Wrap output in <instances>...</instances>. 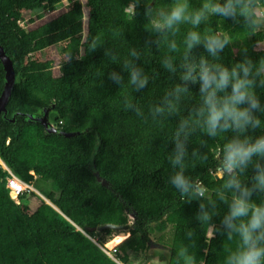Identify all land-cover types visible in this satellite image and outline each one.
Returning <instances> with one entry per match:
<instances>
[{
  "label": "trees",
  "instance_id": "16d2710c",
  "mask_svg": "<svg viewBox=\"0 0 264 264\" xmlns=\"http://www.w3.org/2000/svg\"><path fill=\"white\" fill-rule=\"evenodd\" d=\"M261 4L0 0V44L18 77L0 161L49 202L13 199L0 165V264H116L102 245L115 231L97 228L127 226L129 214L130 236L105 241H123L121 264L143 256L149 235L170 249L168 264H264ZM51 47L78 57L55 72L31 58ZM3 80L0 63V95ZM49 108L72 136L24 120Z\"/></svg>",
  "mask_w": 264,
  "mask_h": 264
},
{
  "label": "water",
  "instance_id": "95a60500",
  "mask_svg": "<svg viewBox=\"0 0 264 264\" xmlns=\"http://www.w3.org/2000/svg\"><path fill=\"white\" fill-rule=\"evenodd\" d=\"M0 63L2 64L3 71H4V87L3 91L0 95V115L4 120L7 121L6 116H7V109L6 106L10 100V97L13 93L14 86L18 82V77L16 73V68L15 64L12 62L11 58L7 54L6 50L3 48V46L0 44ZM24 120L32 123H39L43 126V128L48 132V133H53L56 135H60L62 137H70L73 134H69L66 132H63L61 130L56 129L55 125L50 121L48 118V115L40 116V115H26L24 117ZM96 181L98 184L101 186L111 190L110 184L106 182L104 179H101L98 174H95ZM38 193V192H37ZM39 194V193H38ZM39 196L43 198L40 194ZM47 201V200H46ZM46 203L49 204L47 201ZM129 219L131 220V224H133V221L135 220V214H129ZM129 224L127 226L123 227H117L114 225H104L101 227H98L97 230L101 231L104 229H110L115 231L116 233L118 232H126L128 231L129 227L132 225ZM130 234L128 235V237ZM127 237V238H128ZM126 238V239H127ZM160 255L165 257V263L168 264L169 262V257H170V249L165 247L164 245L158 243L155 239L154 235H149L147 242H146V249L143 253L142 259L140 260H132L130 264H146L147 260L152 259V258H158Z\"/></svg>",
  "mask_w": 264,
  "mask_h": 264
},
{
  "label": "rangeland",
  "instance_id": "374dc122",
  "mask_svg": "<svg viewBox=\"0 0 264 264\" xmlns=\"http://www.w3.org/2000/svg\"><path fill=\"white\" fill-rule=\"evenodd\" d=\"M82 1H84V0H82ZM61 13V11H59V10H57L56 12H53V13H50V14H46L45 15V19L44 20H50V19H53V18H56L59 14ZM24 17H28L29 15L27 14V13H23L22 14ZM84 15H85V19L84 20H86V18H87V10L86 9H84ZM158 17H159V14L157 13L156 14V16H155V18H154V20H156V19H158ZM36 23V22H35ZM255 25H256V27H257V29L258 30H264V21L262 20V19H260V18H257L256 17V19H255ZM237 47V45H234L233 46V48L235 49ZM260 48H263V44L262 45H260ZM78 57V54H73V55H67V56H64L63 58H61V56H59V53H58V47H51V48H48V49H46L44 52H43V55H40L39 53H35V54H33V55H31V58L32 59H35V60H37V59H39V58H43V59H46V60H52V62L54 63V69H53V71L55 72V71H57V64H58V62H59V60L60 59H64V60H67V59H70V58H77ZM50 117L52 118L53 117V115H52V113L50 114ZM0 165L2 166L3 164H2V162H0ZM5 165H3V167H4ZM32 174V173H31ZM218 176L220 177L221 176V174L219 173L218 174ZM34 185H31V187H33ZM33 189H34V187H33ZM35 194H37L36 193V191H35V189H34V191H33ZM13 197V196H12ZM41 201H43V202H47L46 200H44V199H40L39 198V202H41ZM34 208L32 207H28V206H24L23 207V211H24V213H25V216L27 217V218H31L32 217V214H33V212H34ZM128 219H129V217H128ZM129 224H131V220L129 219ZM132 225V224H131ZM127 234V237H128V235H129V231H124V232H118V233H114L113 235H111V237H109V238H112L114 235V237H118V236H120V235H124V234ZM108 237L102 242V245H103V247L105 248V249H107L108 251L109 250H111V249H113V248H115L116 247V249L118 248V246L123 242H121V243H119L118 245H115V246H113L112 248H107L106 246H105V241L107 240V239H109ZM126 240V239H125ZM157 258V257H156ZM140 259H142V257L141 258H139V259H137V261L138 260H140ZM159 259V258H158ZM160 260V259H159ZM148 261V260H147ZM163 262V261H162ZM147 264H164V263H161V261H158V260H156V259H153V260H150L149 261V263H147Z\"/></svg>",
  "mask_w": 264,
  "mask_h": 264
},
{
  "label": "built area",
  "instance_id": "2783aa9c",
  "mask_svg": "<svg viewBox=\"0 0 264 264\" xmlns=\"http://www.w3.org/2000/svg\"><path fill=\"white\" fill-rule=\"evenodd\" d=\"M62 2L64 4H66V0H62ZM132 6L130 5L127 9V11L131 10ZM254 15L257 18H260L264 21V0H263V4L258 5L257 7L254 8ZM23 13H27L29 15L28 12H22L20 13L17 18H16V25L20 28V29H27L30 24V15L26 18L24 17L22 14ZM44 15H46V13H44ZM36 19H34L35 21ZM36 22V21H35ZM4 165V164H3ZM3 165L1 166L2 169H4V171H6L7 176L5 178L6 180V187L9 189L10 191V196L15 199L17 202H19V197H21L24 193L26 192H33L34 189L30 186L27 185L26 183L22 182L21 180H19L10 169H8L6 166L3 167ZM104 252L116 263V264H121L119 262L118 259V254L116 251V247L111 249V250H106L104 249Z\"/></svg>",
  "mask_w": 264,
  "mask_h": 264
},
{
  "label": "flooded vegetation",
  "instance_id": "af4514ba",
  "mask_svg": "<svg viewBox=\"0 0 264 264\" xmlns=\"http://www.w3.org/2000/svg\"><path fill=\"white\" fill-rule=\"evenodd\" d=\"M50 113H51V108H49V111H47L45 114H43L42 116H44V115H48V118L49 119H51V117H50Z\"/></svg>",
  "mask_w": 264,
  "mask_h": 264
},
{
  "label": "crops",
  "instance_id": "0c3cea01",
  "mask_svg": "<svg viewBox=\"0 0 264 264\" xmlns=\"http://www.w3.org/2000/svg\"><path fill=\"white\" fill-rule=\"evenodd\" d=\"M32 188H33V187H32ZM32 215H33V214H32ZM153 259H156V260H158V261H161V260H159L158 258H152V259H149V260L147 261V263H149V261H150V260H153ZM147 263H146V264H147ZM161 263L166 264L165 261H163V262L161 261Z\"/></svg>",
  "mask_w": 264,
  "mask_h": 264
},
{
  "label": "clouds",
  "instance_id": "9594fccd",
  "mask_svg": "<svg viewBox=\"0 0 264 264\" xmlns=\"http://www.w3.org/2000/svg\"><path fill=\"white\" fill-rule=\"evenodd\" d=\"M1 162V161H0ZM3 164V163H2ZM107 250V249H106Z\"/></svg>",
  "mask_w": 264,
  "mask_h": 264
}]
</instances>
